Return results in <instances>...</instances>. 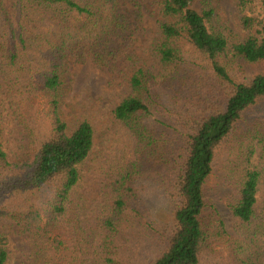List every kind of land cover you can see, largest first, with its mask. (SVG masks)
<instances>
[{
	"label": "trees",
	"instance_id": "16d2710c",
	"mask_svg": "<svg viewBox=\"0 0 264 264\" xmlns=\"http://www.w3.org/2000/svg\"><path fill=\"white\" fill-rule=\"evenodd\" d=\"M234 1L245 35L214 0H153L151 69L133 51L140 0H0V109L24 137L11 157L0 125V221L28 236L27 264H264V120L249 115L264 103V0ZM73 60L127 71L110 115L131 142L114 155L96 153L89 118L63 117ZM155 113L175 134L148 127ZM85 170L109 188L90 227ZM220 180L236 234L214 202Z\"/></svg>",
	"mask_w": 264,
	"mask_h": 264
},
{
	"label": "rangeland",
	"instance_id": "374dc122",
	"mask_svg": "<svg viewBox=\"0 0 264 264\" xmlns=\"http://www.w3.org/2000/svg\"><path fill=\"white\" fill-rule=\"evenodd\" d=\"M220 10L221 16L225 24L232 30L242 35L243 30L239 23V13L234 0H214ZM144 8V21L137 28L135 34V43L133 51L142 59L145 66L151 69H157V64L149 55V48L157 37V23L152 12L155 10L153 0H140ZM126 12L132 8L130 3H125ZM129 66L124 65L123 69L127 70ZM69 75L73 80L72 89L67 96L63 107V114L66 120L71 121L75 118H89L96 129V153L102 152L105 155H114L123 144L131 142L126 130L118 123L114 122L110 115L112 110L126 97L129 89L124 81L127 71L123 74L112 73L101 70L92 62L80 64L74 60L69 64ZM246 76L252 77L255 68L245 67ZM251 117L264 120V103L259 104L249 114ZM146 124L155 132L166 131L173 135L179 129L178 124L170 118H166L155 113L151 118L146 120ZM0 125L3 128L4 137L8 141V150L11 157L18 154L20 146L24 144V137L16 123L11 117L6 115L0 109ZM258 154L256 163L261 166L264 171V160ZM214 182V181H213ZM106 184V186H105ZM218 193L214 195V202L219 210L228 230L235 232L240 221L235 218L230 209L223 203L218 195H222L227 189L222 185L220 180L218 183ZM225 188V189H224ZM107 182L101 178H94L85 170L83 182L78 192L82 194L85 205V224L87 227L93 225L92 208L94 200L97 199L102 192H108ZM257 215L264 219V174L258 192V202L256 205ZM0 231L5 233L10 240V259L7 264H27L24 255L28 251V236L23 235L20 231L6 223L0 221ZM262 246V244H260ZM264 255V250L261 251ZM264 258V256H263Z\"/></svg>",
	"mask_w": 264,
	"mask_h": 264
}]
</instances>
